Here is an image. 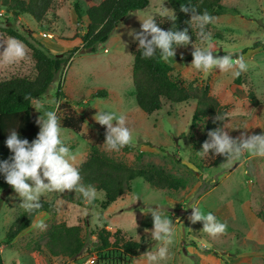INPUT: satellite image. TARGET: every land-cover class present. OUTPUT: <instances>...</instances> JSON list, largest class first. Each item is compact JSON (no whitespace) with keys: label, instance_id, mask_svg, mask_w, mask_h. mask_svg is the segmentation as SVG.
<instances>
[{"label":"rangeland","instance_id":"374dc122","mask_svg":"<svg viewBox=\"0 0 264 264\" xmlns=\"http://www.w3.org/2000/svg\"><path fill=\"white\" fill-rule=\"evenodd\" d=\"M3 1L0 24L9 21L19 31L33 32L51 53L64 55L82 47L76 35L87 32L85 13L102 0H81L82 19L71 0H57L43 26L28 15L12 16L1 7ZM149 2L146 9L131 13L95 53L75 54L48 94L33 101L32 117L39 130L56 125L64 146L41 154L21 184L8 189L4 198L0 192L1 264H264V223L258 217L264 211V0H222L228 12L214 19L210 39L203 37L192 48L175 51L173 76L209 85L211 95L229 107L222 140L227 149L237 152L213 168L204 122L192 127L194 102L165 104L150 116L137 105L134 53L148 37L153 20L176 18L167 0ZM216 32L219 39L214 37ZM48 33L53 38L43 36ZM223 53L230 58L221 57ZM239 65L244 85L235 82ZM34 75L31 51L0 34V80ZM60 84L68 100L58 101ZM101 90L107 98L91 96ZM249 90L256 94L258 105L250 102ZM66 101L86 120L79 134L62 127L59 103ZM102 133L121 139L132 150L110 146ZM93 147L131 167H160L181 187L158 190L136 179L132 190L106 209L102 208L104 194L97 191H91L85 205L79 206L68 180ZM91 199L96 203L90 204ZM37 201L56 204L57 216L38 215L29 229L6 245L11 225ZM61 222L80 225L84 238L105 228L126 241L143 242L144 248L127 258L113 253L121 257L118 262L115 257L102 261L104 254L91 246L75 260L53 257L44 236Z\"/></svg>","mask_w":264,"mask_h":264},{"label":"trees","instance_id":"16d2710c","mask_svg":"<svg viewBox=\"0 0 264 264\" xmlns=\"http://www.w3.org/2000/svg\"><path fill=\"white\" fill-rule=\"evenodd\" d=\"M57 0H5L2 8L14 17L28 15L43 26L48 14L53 11ZM81 0H71L79 19L84 14ZM95 1V0H92ZM175 11L176 18L160 17L150 24L148 37L134 53L133 84L138 107L150 116L159 112L165 104L180 106L194 102L196 104L192 117V127L204 122V140L210 141L209 167H219L236 155L230 151L222 140L223 124L228 106L222 105L210 93L209 85L199 86L195 81L173 76L172 65L178 60L175 52L178 48L190 49L204 37L210 39L212 22L218 16L228 12L222 0H167ZM149 0H102L88 7L86 16L89 19L87 32L76 35L82 41L81 48H74L62 57L51 53L41 42L34 38L33 32L19 31L8 21L0 24V34L25 45L35 61V75L15 76L0 80V192L21 184V179L30 166L43 153H51L64 146L63 140L56 131V125L46 131L39 130L32 117L33 101L46 96L56 77L69 65L73 56L81 51L95 53L99 44L106 43L121 23L131 14L146 9ZM232 12H237L232 9ZM238 13V12H237ZM215 39L220 34H214ZM205 56H200L202 59ZM218 56V55H213ZM224 58L230 55L223 53ZM235 82L244 85L242 67L239 65ZM249 100L259 104L256 94L249 90ZM94 98H107L104 90L91 95ZM58 101L68 100L62 85L57 89ZM80 104V103H78ZM63 112L62 127L76 134L82 132L85 118L71 108V101L59 103ZM112 147L131 151L132 146L109 133H102ZM145 180L152 188L177 191L181 183L171 177L160 167L135 168L101 153L93 147L88 158L71 173L68 186L77 194V204L85 205L91 191L104 194L102 208L106 209L124 194L132 190V182ZM96 200L91 199L90 204ZM0 203V208H1ZM59 207L48 201H37L26 210L9 228L5 242L10 245L25 230L29 229L41 213L50 217L57 216ZM264 223V211L258 214ZM45 245L53 257H64L75 260L88 247H93L104 254L102 261L122 260L118 255L130 257L135 251L143 249V242L126 241L119 233H111L101 228L82 236L80 225L68 226L65 222L52 225L45 236ZM91 241L90 245L88 242ZM106 253V254H105ZM118 258V259H117ZM1 264V255H0Z\"/></svg>","mask_w":264,"mask_h":264},{"label":"water","instance_id":"95a60500","mask_svg":"<svg viewBox=\"0 0 264 264\" xmlns=\"http://www.w3.org/2000/svg\"><path fill=\"white\" fill-rule=\"evenodd\" d=\"M57 56L62 57L63 55H57ZM8 191H9V190H6V191L3 192V197H2V198H4V197L6 196V193H7Z\"/></svg>","mask_w":264,"mask_h":264},{"label":"clouds","instance_id":"9594fccd","mask_svg":"<svg viewBox=\"0 0 264 264\" xmlns=\"http://www.w3.org/2000/svg\"><path fill=\"white\" fill-rule=\"evenodd\" d=\"M48 35H50L51 37H46V38H48V39H51V38H53V34H50V33H48Z\"/></svg>","mask_w":264,"mask_h":264},{"label":"built area","instance_id":"2783aa9c","mask_svg":"<svg viewBox=\"0 0 264 264\" xmlns=\"http://www.w3.org/2000/svg\"><path fill=\"white\" fill-rule=\"evenodd\" d=\"M43 36H44V37H51V36H50V35H48V34H44Z\"/></svg>","mask_w":264,"mask_h":264},{"label":"crops","instance_id":"0c3cea01","mask_svg":"<svg viewBox=\"0 0 264 264\" xmlns=\"http://www.w3.org/2000/svg\"><path fill=\"white\" fill-rule=\"evenodd\" d=\"M41 215H46V214H45V213H41ZM41 215H40V216H41Z\"/></svg>","mask_w":264,"mask_h":264}]
</instances>
